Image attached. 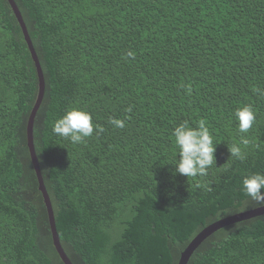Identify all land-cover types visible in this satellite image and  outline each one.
<instances>
[{
  "label": "trees",
  "instance_id": "trees-1",
  "mask_svg": "<svg viewBox=\"0 0 264 264\" xmlns=\"http://www.w3.org/2000/svg\"><path fill=\"white\" fill-rule=\"evenodd\" d=\"M14 1L44 75L34 145L73 264H179L206 228L262 208L241 185L264 173V0ZM38 93L22 28L0 0V264H64L28 147ZM244 106L256 119L240 133L233 113ZM70 108L104 131L80 144L55 136ZM200 120L219 143L216 164L188 179L171 165L172 129ZM234 143L243 160L230 157ZM187 264H264V215L213 233Z\"/></svg>",
  "mask_w": 264,
  "mask_h": 264
},
{
  "label": "clouds",
  "instance_id": "clouds-1",
  "mask_svg": "<svg viewBox=\"0 0 264 264\" xmlns=\"http://www.w3.org/2000/svg\"><path fill=\"white\" fill-rule=\"evenodd\" d=\"M126 55L134 58L135 54L129 51ZM257 92L264 95V89H257ZM233 119L238 122L239 132L247 133L253 126L256 116L251 106H244L234 111ZM108 123L114 128L125 127V122L120 119L110 118ZM94 130L95 134L99 135L104 128L99 124L94 125L91 113L79 108L67 110L63 116L54 121L51 129L55 136L72 144L85 142L87 138L93 136ZM172 137L175 146V159L171 164L174 166V174L186 176L188 179L208 175L209 169L216 164L214 154L219 143H214L205 121L200 120L195 126L183 121L172 129ZM241 143L247 145L248 140L242 136ZM228 148L230 157L238 160L245 158L246 154L239 144L234 143ZM262 189H264V173L256 172L243 177L241 191L259 207H264Z\"/></svg>",
  "mask_w": 264,
  "mask_h": 264
},
{
  "label": "water",
  "instance_id": "water-1",
  "mask_svg": "<svg viewBox=\"0 0 264 264\" xmlns=\"http://www.w3.org/2000/svg\"><path fill=\"white\" fill-rule=\"evenodd\" d=\"M10 4V6L12 7L14 14L22 28V32L25 38V41L28 45L29 51L31 53L32 59L35 63V67L37 70V74H38V80H39V93H38V97L35 103V106L32 110V113L30 115L29 121H28V125H27V140H28V147H29V151H30V155H31V160L37 175V179L39 182V190L42 193L43 199H44V203L46 205L47 208V212H48V217H49V224H50V228H51V233H52V239H53V244L56 248V251L58 253V255L60 256L62 262L64 264H73L71 262V260L69 259V257L67 256L66 252L64 251L61 241H60V237L58 235V231H57V227H56V222H55V215H54V211H53V206H52V202L49 196V193L46 189V186L44 184V180H43V176H42V172H41V168H40V164L36 155V150H35V145H34V123H35V118L36 115L40 109V106L42 104L43 98H44V94H45V80H44V75H43V71H42V67L40 65L37 53L35 51L34 45L32 43V40L30 38L28 29L26 27V24L24 22L23 16L17 6V4L15 3L14 0H7ZM264 215V207L256 209V210H252V211H248L242 214H238L235 216H232L230 218L221 220L219 222L214 223L213 225L209 226L208 228H206L200 235H198L194 241L190 244V246L186 249V251L182 254L181 260L179 264H187L191 255L193 254V252L196 250V248L210 235H212L213 233L217 232L218 230L222 229L223 227L232 224L234 222H238V221H242V220H246L249 218H254L257 216H261Z\"/></svg>",
  "mask_w": 264,
  "mask_h": 264
}]
</instances>
